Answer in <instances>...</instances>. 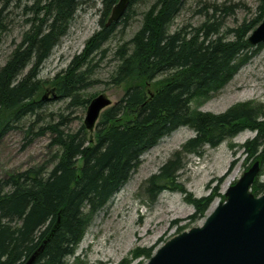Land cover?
I'll return each instance as SVG.
<instances>
[{"label": "trees", "instance_id": "1", "mask_svg": "<svg viewBox=\"0 0 264 264\" xmlns=\"http://www.w3.org/2000/svg\"><path fill=\"white\" fill-rule=\"evenodd\" d=\"M99 1L106 16L119 0ZM134 3L131 0L124 17H129ZM81 5L80 0H48L41 6L45 18L25 35L0 69V141L34 112L37 102L33 100L40 91L38 69L66 35ZM182 5L183 0H158L130 42L132 50L121 49V64L112 83L125 84L127 90L117 104L103 112L96 133L89 138L80 132L57 138L54 144L60 153L50 172L41 166L0 179V264H26L32 257L33 264H69L68 258L75 254L94 215L128 182L140 167L142 155L181 127H191L196 137L176 153V160L148 179L153 201L169 189L184 191L178 187L176 175L180 158L200 153L205 146L218 147L246 130L257 133L243 145L246 157L264 164L262 106L239 104L220 115L192 109L195 100H206L222 90L252 59L256 50L248 35L259 22L234 30V40L220 36L219 28L209 23L192 32L180 29L172 33L171 24ZM101 25L82 56L71 62L64 75H57L64 97L80 90L77 85L86 75L82 68L118 23L106 27L102 20ZM251 189L260 196L264 183L257 178ZM217 195L198 200L189 195L187 200L196 209L192 219L203 217ZM152 252V248L138 249L134 254L150 259Z\"/></svg>", "mask_w": 264, "mask_h": 264}, {"label": "rangeland", "instance_id": "2", "mask_svg": "<svg viewBox=\"0 0 264 264\" xmlns=\"http://www.w3.org/2000/svg\"><path fill=\"white\" fill-rule=\"evenodd\" d=\"M47 1L0 0V69L25 35L38 26L37 5L42 6ZM157 1L135 0L129 17L118 23L111 37L82 68L86 75L82 84L77 85L80 90L71 97H64L56 82L57 75H64L63 71L71 62L82 56L87 42L102 29V20L106 24L111 15L105 16V7L99 0H80L82 5L66 35L38 69L36 80L40 91L33 100L37 102L34 112L15 124L0 141V179L41 166L50 172L60 153L59 146L54 144L57 138L79 132L82 137L89 138L90 132L84 126L89 105L86 102L106 94L115 105L124 97L127 86L112 83L121 64L119 53L122 48L132 50L130 42L142 28L145 14ZM263 11L264 0H183L170 31L192 32L209 23L219 28L220 36L234 40V30L259 22L250 31V37L264 20ZM261 45L260 49L254 46L255 55L222 90L206 100H195L192 109L220 115L236 105L251 104L260 105L264 110V43ZM33 63L34 60L24 75ZM256 135L255 131L246 130L225 139L218 147L205 146L200 153L184 155L179 160L181 168L176 171L178 187L184 191L169 189L153 201L147 190L148 179L176 160V153L196 137V131L181 127L162 138L142 155L140 167L94 215L75 254L68 258L69 264H123L126 261L124 264H147V256L135 257L138 249L152 248L154 255L168 240L202 226L210 211L226 200L227 190L257 162L255 158L248 159L243 149V145ZM257 178L264 183V164L260 163ZM214 193L218 195L205 215L192 219L196 209L187 200L188 196L198 200Z\"/></svg>", "mask_w": 264, "mask_h": 264}, {"label": "water", "instance_id": "3", "mask_svg": "<svg viewBox=\"0 0 264 264\" xmlns=\"http://www.w3.org/2000/svg\"><path fill=\"white\" fill-rule=\"evenodd\" d=\"M131 0H119L106 27L119 23ZM252 46L264 43V20L249 37ZM106 94L88 105L85 128L93 135L102 113L113 106ZM260 172V162L244 173L225 193L226 200L194 227L164 243L147 264H264V194L256 196L251 187ZM32 257L26 264H33Z\"/></svg>", "mask_w": 264, "mask_h": 264}, {"label": "bare ground", "instance_id": "4", "mask_svg": "<svg viewBox=\"0 0 264 264\" xmlns=\"http://www.w3.org/2000/svg\"><path fill=\"white\" fill-rule=\"evenodd\" d=\"M37 7H38V8H37L36 11H38V12H37V15H38L39 19H43V18H45V14H44V11L41 9V6H38V5H37ZM42 15H43V16H42ZM51 52H52V51H51ZM50 54H51V53H50ZM49 56H50V55H49ZM49 56H48V57H49ZM22 77H24V75H23ZM111 107H113V106H111ZM111 107H109V108H111ZM109 108H107L106 110H108ZM106 110H105V111H106ZM105 111H104V112H105ZM84 126H85V125H84ZM129 232H130V233L132 232L131 228H129Z\"/></svg>", "mask_w": 264, "mask_h": 264}]
</instances>
